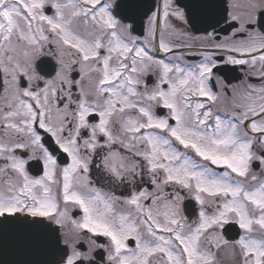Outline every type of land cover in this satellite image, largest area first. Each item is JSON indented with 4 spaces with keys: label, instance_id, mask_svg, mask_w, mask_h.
Returning <instances> with one entry per match:
<instances>
[{
    "label": "snow or ice",
    "instance_id": "6c2138e0",
    "mask_svg": "<svg viewBox=\"0 0 264 264\" xmlns=\"http://www.w3.org/2000/svg\"><path fill=\"white\" fill-rule=\"evenodd\" d=\"M0 264H264V0H0Z\"/></svg>",
    "mask_w": 264,
    "mask_h": 264
}]
</instances>
